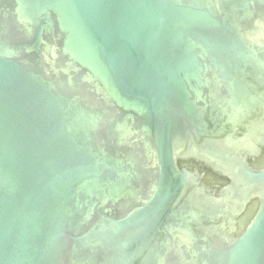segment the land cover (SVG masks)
<instances>
[{
    "label": "water",
    "instance_id": "water-1",
    "mask_svg": "<svg viewBox=\"0 0 264 264\" xmlns=\"http://www.w3.org/2000/svg\"><path fill=\"white\" fill-rule=\"evenodd\" d=\"M0 264H264V0H0Z\"/></svg>",
    "mask_w": 264,
    "mask_h": 264
}]
</instances>
